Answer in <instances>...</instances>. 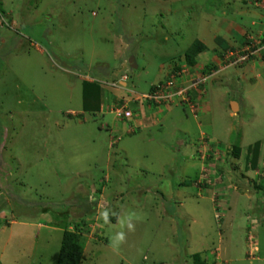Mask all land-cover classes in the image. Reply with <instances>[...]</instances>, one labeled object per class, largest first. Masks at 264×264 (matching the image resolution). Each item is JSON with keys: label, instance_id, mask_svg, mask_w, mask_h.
<instances>
[{"label": "rangeland", "instance_id": "1", "mask_svg": "<svg viewBox=\"0 0 264 264\" xmlns=\"http://www.w3.org/2000/svg\"><path fill=\"white\" fill-rule=\"evenodd\" d=\"M242 38L264 40L263 1L0 0V264H56L64 229L81 264H264V54L222 58ZM194 41L207 49L189 67ZM178 72L186 91L209 77L141 99ZM104 207L140 217L118 252Z\"/></svg>", "mask_w": 264, "mask_h": 264}, {"label": "trees", "instance_id": "2", "mask_svg": "<svg viewBox=\"0 0 264 264\" xmlns=\"http://www.w3.org/2000/svg\"><path fill=\"white\" fill-rule=\"evenodd\" d=\"M2 11V10H1ZM242 43L246 41L241 39ZM222 42V41H221ZM264 43V40H262ZM247 43V42H246ZM223 46V43L221 44ZM224 51L230 49L228 46H224ZM206 46L199 41H194L184 53V61L189 67H195L197 63V57L206 51ZM264 54V53H263ZM210 68V67H209ZM206 74V73H204ZM82 111L96 113L100 108V88L94 82H82ZM253 149V150H252ZM236 149H234L235 151ZM253 152H252V151ZM252 152V164L255 165V158L258 153V143L250 149ZM234 154H236L234 152ZM206 187H210L211 183L205 184ZM114 222V219H113ZM81 237L79 233L64 229L61 235L59 252L57 255L56 264H81L83 260V247L81 245ZM194 264H205L201 261L198 254L192 256Z\"/></svg>", "mask_w": 264, "mask_h": 264}, {"label": "built area", "instance_id": "3", "mask_svg": "<svg viewBox=\"0 0 264 264\" xmlns=\"http://www.w3.org/2000/svg\"><path fill=\"white\" fill-rule=\"evenodd\" d=\"M252 4L256 7L259 6V4H261V1L264 2V0H251ZM226 55L223 56L222 58H225L223 60V62H227L229 65V67H235V66H241L244 63L248 62L252 57L257 56L258 53H264V43L262 41H260L258 44H254L252 42H248L247 45L245 46V48H243V50L234 52L232 49L227 50ZM184 72H178L176 73V75H172L170 76V78L168 77V79L166 80V82L164 81V84H159L158 86L154 87L152 89V93L147 94V96L145 95V97L141 98L143 101H146L148 104H152V105H157L160 106L162 104H165L167 102H172L171 100L173 98H181V100H183L182 97L185 98V96L189 95V91H191V89H196L199 86H201L202 83H205L204 81L207 80V78L209 76H203V78H197L195 80L194 83L190 82V88L188 87L187 91L186 90H182L180 88V86H178V84H176V78L175 77H181L183 75ZM126 81H127V76L126 75H122L120 77V79L118 80V82L112 83L109 86L113 89L116 90L118 89L120 90H124L125 89V85H126ZM121 86L123 88H121ZM121 88V89H120ZM185 92V94L183 95V93ZM124 97V99L122 98ZM121 98H119L121 100V102H124L127 100L126 96H122ZM134 99V98H133ZM133 99L131 101H133ZM138 98L135 99V101H137ZM190 99V98H189ZM188 99V100H189ZM128 101V100H127ZM119 102V101H118ZM121 102H119V104H116L114 106V111H115V115L118 119V117L120 119H123L124 117H131V114L129 112H123V107L124 105H121Z\"/></svg>", "mask_w": 264, "mask_h": 264}, {"label": "clouds", "instance_id": "4", "mask_svg": "<svg viewBox=\"0 0 264 264\" xmlns=\"http://www.w3.org/2000/svg\"><path fill=\"white\" fill-rule=\"evenodd\" d=\"M230 49H232V48H230ZM123 75H125V74H123ZM89 199H90V201L92 200L91 197ZM99 215H100V219L103 221L104 225H111V217L113 215L116 216V224L119 227H118V230H116L113 233V235L110 237L109 246L114 251L118 252L120 250L121 246L127 243L128 233L135 232L136 223L140 220L139 215L134 211H127L121 215V214L116 213L112 209L107 208V207H104L100 211Z\"/></svg>", "mask_w": 264, "mask_h": 264}, {"label": "water", "instance_id": "5", "mask_svg": "<svg viewBox=\"0 0 264 264\" xmlns=\"http://www.w3.org/2000/svg\"><path fill=\"white\" fill-rule=\"evenodd\" d=\"M128 63H129V65H130L131 68H133V69H136L137 68V65L135 64L133 58H130L129 61H128ZM231 110H232V112L236 113L238 111V106L236 104L232 103Z\"/></svg>", "mask_w": 264, "mask_h": 264}, {"label": "crops", "instance_id": "6", "mask_svg": "<svg viewBox=\"0 0 264 264\" xmlns=\"http://www.w3.org/2000/svg\"><path fill=\"white\" fill-rule=\"evenodd\" d=\"M203 43V42H202ZM204 44V43H203ZM205 45V44H204ZM206 46V45H205ZM206 48H207V46H206ZM88 83H90V82H88ZM263 154L264 155V153L260 150V154ZM209 188V187H208ZM12 221H10V223H11Z\"/></svg>", "mask_w": 264, "mask_h": 264}]
</instances>
